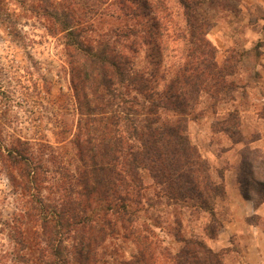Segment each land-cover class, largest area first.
<instances>
[{"label": "trees", "instance_id": "obj_1", "mask_svg": "<svg viewBox=\"0 0 264 264\" xmlns=\"http://www.w3.org/2000/svg\"><path fill=\"white\" fill-rule=\"evenodd\" d=\"M179 3L188 27L187 34L181 35L188 42V52L175 68L165 70L153 61L150 67L139 66L137 59L142 44L161 45L169 37L173 12L166 0H115L120 12L114 13L123 25L96 43L84 41L74 25L79 8L44 6L55 21L52 27L65 32L72 51L79 113L74 139L78 164L74 183L66 188L69 194L62 202L35 196L30 203L42 225L51 229L46 239L55 258L51 264H72L71 259L76 264H97L99 251H107L108 237L139 233L135 225L142 212L162 223L156 213L162 203L190 210L197 221L205 218L203 231L212 239L224 228L216 213L218 199L226 194L223 174H219L221 181L214 178L211 165L187 134V118L202 93L218 98V93L234 85L225 82L229 73L216 62L215 47L203 32L205 22L196 16L201 0ZM98 7L97 3L90 9ZM226 122L229 126L221 130L237 137L235 142L242 141L237 114L230 113ZM18 143L7 154L1 150L0 157L21 167L17 185L36 189L40 166L25 143ZM250 151L252 156L244 159L242 167L244 197L258 206L264 203V154ZM12 181L16 184L15 178ZM261 220L258 215L250 218L255 224ZM176 228L179 248L164 249L167 260L161 264H228L230 248L215 251L202 237L181 234V223ZM66 238L73 239L71 258L62 247ZM142 238L141 252L122 264H157L149 236ZM18 243L26 246L27 239L20 234ZM22 258L28 263L26 256Z\"/></svg>", "mask_w": 264, "mask_h": 264}, {"label": "rangeland", "instance_id": "obj_2", "mask_svg": "<svg viewBox=\"0 0 264 264\" xmlns=\"http://www.w3.org/2000/svg\"><path fill=\"white\" fill-rule=\"evenodd\" d=\"M76 2L0 0V151L7 154L9 148L24 142L41 170L38 188L26 190L17 185L21 167L0 157V264H51L55 260L46 243L51 229L42 225L30 203L35 196L62 202L69 194L66 188L74 183L78 164L74 139L79 113L72 81V51L65 32L52 27L55 21L44 6L79 8L74 25L88 43H96L123 25L114 13L120 12L115 0ZM166 2L173 12L169 37L161 45L142 44L139 66L150 67L153 61L161 70L175 68L187 56L189 45L181 36L188 32L184 11L179 0ZM201 2L196 16L205 22L203 32L215 47L216 62L229 73L225 82L234 86L226 87L218 98L207 91L202 93L200 103L187 118V134L211 165L214 178L221 181L219 174H223L226 194L218 199L216 213L224 224L230 218L234 195L244 196L246 190L244 159L251 158L250 150L264 154V0ZM97 3V11L90 9ZM230 113L240 118V142L221 130L229 126L226 120ZM157 208L162 223L151 221L142 212L135 225L139 233L127 238L123 233L108 237L104 244L107 251H99L97 264H122L131 259L132 254L141 252L143 235L149 236L154 260L161 264L167 260L164 249L176 252L179 248L174 234L180 223L185 237L200 236L209 246L217 238L204 233L206 219L197 221L190 210L165 203ZM20 234L27 239L26 246L18 243ZM62 247L65 256L71 258L73 239L66 238ZM22 256L29 259L28 263ZM240 258L239 251L232 250L228 264ZM71 262L76 264L73 259Z\"/></svg>", "mask_w": 264, "mask_h": 264}, {"label": "crops", "instance_id": "obj_3", "mask_svg": "<svg viewBox=\"0 0 264 264\" xmlns=\"http://www.w3.org/2000/svg\"><path fill=\"white\" fill-rule=\"evenodd\" d=\"M230 208V218L210 247L215 251L226 248L239 251L241 258L232 264H264V226L250 221L254 215L264 220V203L255 206L251 200L235 194Z\"/></svg>", "mask_w": 264, "mask_h": 264}]
</instances>
